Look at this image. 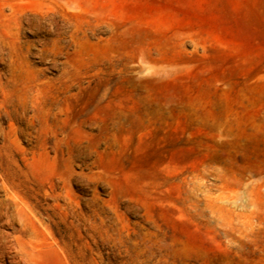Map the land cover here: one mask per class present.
<instances>
[{
	"label": "rangeland",
	"instance_id": "374dc122",
	"mask_svg": "<svg viewBox=\"0 0 264 264\" xmlns=\"http://www.w3.org/2000/svg\"><path fill=\"white\" fill-rule=\"evenodd\" d=\"M0 264H264V0H0Z\"/></svg>",
	"mask_w": 264,
	"mask_h": 264
},
{
	"label": "bare ground",
	"instance_id": "6f19581e",
	"mask_svg": "<svg viewBox=\"0 0 264 264\" xmlns=\"http://www.w3.org/2000/svg\"><path fill=\"white\" fill-rule=\"evenodd\" d=\"M4 184V183H3ZM12 191V190H11ZM10 196V195H9ZM10 198V197H9ZM10 200V199H9ZM18 205V204H17ZM17 222V221H16Z\"/></svg>",
	"mask_w": 264,
	"mask_h": 264
}]
</instances>
